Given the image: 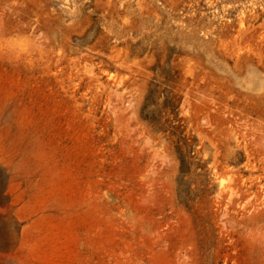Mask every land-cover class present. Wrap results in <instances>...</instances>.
Returning a JSON list of instances; mask_svg holds the SVG:
<instances>
[{"label":"rangeland","instance_id":"rangeland-1","mask_svg":"<svg viewBox=\"0 0 264 264\" xmlns=\"http://www.w3.org/2000/svg\"><path fill=\"white\" fill-rule=\"evenodd\" d=\"M0 264H264V0H0Z\"/></svg>","mask_w":264,"mask_h":264},{"label":"trees","instance_id":"trees-1","mask_svg":"<svg viewBox=\"0 0 264 264\" xmlns=\"http://www.w3.org/2000/svg\"><path fill=\"white\" fill-rule=\"evenodd\" d=\"M155 126H156V124H155ZM172 127H173V126H172ZM173 128H174V127H173ZM155 129H156V130H160V131L164 130V129L161 128L160 126H156ZM180 163H181V165L184 164V158H183V159H182V158L180 159Z\"/></svg>","mask_w":264,"mask_h":264}]
</instances>
